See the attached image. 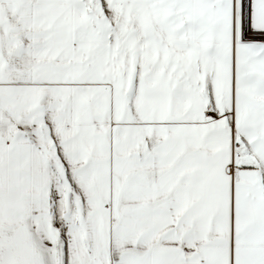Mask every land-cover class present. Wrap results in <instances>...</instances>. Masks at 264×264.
I'll return each instance as SVG.
<instances>
[{"label": "snow or ice", "instance_id": "snow-or-ice-1", "mask_svg": "<svg viewBox=\"0 0 264 264\" xmlns=\"http://www.w3.org/2000/svg\"><path fill=\"white\" fill-rule=\"evenodd\" d=\"M0 264H264V0H0Z\"/></svg>", "mask_w": 264, "mask_h": 264}]
</instances>
